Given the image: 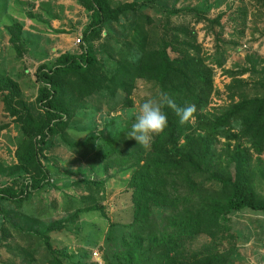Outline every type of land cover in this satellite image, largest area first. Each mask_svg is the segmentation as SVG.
Segmentation results:
<instances>
[{
	"label": "trees",
	"instance_id": "16d2710c",
	"mask_svg": "<svg viewBox=\"0 0 264 264\" xmlns=\"http://www.w3.org/2000/svg\"><path fill=\"white\" fill-rule=\"evenodd\" d=\"M78 1L90 12L82 34V52H65L52 63L37 66L35 80L40 86L33 103L21 100L14 80L0 76L2 102L19 125L17 164L9 173L29 175L24 177L19 193L12 187H0V212L5 213L4 203L12 201L20 206L25 193L43 186L47 169L40 157L68 127L75 114L74 103L103 91L111 98L123 92L122 106L131 107L135 82L144 80L158 87L159 97L167 95L180 108L194 105L195 111L181 123L176 111L165 105L168 125L149 146L130 138L122 141L119 151L109 152L117 157L121 173H129L125 187L130 194L132 219L122 227L126 230L120 234L119 249H109L102 262L228 264L235 248L234 239L227 233L229 215L243 210L264 212V194L259 190L264 183V65L260 67L253 56L240 70H225L231 77L229 103L210 111L212 95L218 92L214 72L194 44L167 37L152 46L148 37L134 27L136 32L128 38L126 47L137 50L136 60L130 61L127 56L113 63L110 56L100 59L93 41L106 24L136 12V3L112 6V0ZM20 30L18 24L9 27L15 47ZM169 50L177 55L171 57ZM215 62L222 65L221 59L215 58ZM245 73H249L248 79L238 77ZM208 182L211 185H206ZM79 183L91 192L82 197L90 203L85 210L104 213L93 195L103 181L84 178ZM81 210L74 214L75 219ZM70 219L50 223L39 234L48 264H69L72 259L49 239L50 233L63 230L64 222ZM201 236L208 242L194 248V241ZM111 238L109 232L107 239Z\"/></svg>",
	"mask_w": 264,
	"mask_h": 264
},
{
	"label": "rangeland",
	"instance_id": "374dc122",
	"mask_svg": "<svg viewBox=\"0 0 264 264\" xmlns=\"http://www.w3.org/2000/svg\"><path fill=\"white\" fill-rule=\"evenodd\" d=\"M125 2L136 3V12L106 24L93 41L99 58L110 56L112 63L125 56L136 60L137 50L126 47L134 27L152 46L167 37L180 43L190 41L213 68L218 92L212 95L210 111L229 103L231 77L225 70H240L253 56L260 67L264 65V0H112V6ZM89 21L90 12L78 0H0V76L14 80L21 100L33 103L40 86L35 80L37 66L52 63L65 52L80 54ZM13 24L21 26L17 47L11 43L9 27ZM50 39L54 43L48 42ZM60 49L64 52L59 54ZM169 55L175 57L177 52L169 50ZM215 58L222 60L221 66ZM248 75L238 77L246 80ZM159 95L158 87L137 80L130 96L131 107L122 106L125 93L111 98L104 91L73 104L76 110L68 127L40 157L47 169L43 186L25 193L20 206L12 201L4 203L5 213L0 212V264H48L39 234L50 223L69 217L72 220L64 222L63 230L49 234L52 245L71 255L69 264H103L109 249H119L120 234L126 230L122 227L132 219L130 194L125 187L129 173H121L117 157L109 152L119 151L122 141L131 140L128 133L140 105ZM14 118L0 95V187H12L19 193L24 177L29 175L9 173L17 164L19 125ZM261 158L264 161V154ZM84 178L103 181L93 195L104 213L85 210L90 203L82 197L90 191L78 184ZM212 186L219 188L216 183ZM259 190L264 194V183ZM79 208L82 210L75 219ZM229 216L227 233L234 239L235 248L228 264H264V212L243 210ZM109 232L111 240L107 239ZM207 242L208 238L201 236L192 246L198 248Z\"/></svg>",
	"mask_w": 264,
	"mask_h": 264
},
{
	"label": "clouds",
	"instance_id": "9594fccd",
	"mask_svg": "<svg viewBox=\"0 0 264 264\" xmlns=\"http://www.w3.org/2000/svg\"><path fill=\"white\" fill-rule=\"evenodd\" d=\"M165 105L176 111L181 123L187 122L195 111L194 105L177 107L174 101L164 94L156 99H146L135 115L128 137L135 139L141 146H149L153 137L161 134L168 125L167 114L163 110Z\"/></svg>",
	"mask_w": 264,
	"mask_h": 264
},
{
	"label": "crops",
	"instance_id": "0c3cea01",
	"mask_svg": "<svg viewBox=\"0 0 264 264\" xmlns=\"http://www.w3.org/2000/svg\"><path fill=\"white\" fill-rule=\"evenodd\" d=\"M48 42H53V41H51V39H50ZM53 43H54V42H53ZM50 45H51V44H50ZM54 47H55V46H53L52 49H54ZM57 47H59V46H57ZM60 50H61V49H60ZM58 52H59V54H60V53H62V52H64V51L61 50V51H58ZM44 55H46V52L44 53ZM44 55H43V56H44ZM57 56H58V55H57Z\"/></svg>",
	"mask_w": 264,
	"mask_h": 264
},
{
	"label": "built area",
	"instance_id": "2783aa9c",
	"mask_svg": "<svg viewBox=\"0 0 264 264\" xmlns=\"http://www.w3.org/2000/svg\"><path fill=\"white\" fill-rule=\"evenodd\" d=\"M93 256H94V257L97 256V252H96V251L93 252ZM99 264H100V263H99Z\"/></svg>",
	"mask_w": 264,
	"mask_h": 264
}]
</instances>
